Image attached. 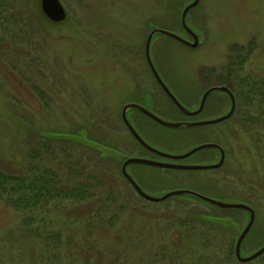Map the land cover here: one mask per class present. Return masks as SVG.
<instances>
[{
    "label": "rangeland",
    "instance_id": "1",
    "mask_svg": "<svg viewBox=\"0 0 264 264\" xmlns=\"http://www.w3.org/2000/svg\"><path fill=\"white\" fill-rule=\"evenodd\" d=\"M60 1L65 17L52 21L40 0H0V171L26 184L38 164L55 171L61 187L80 182L89 193L34 207L13 205L17 193H0V264H264V252L248 261L235 256L246 210L188 195L145 199L122 175L119 158L61 138L82 135L128 156L160 158L131 135L121 109L130 100L166 119L189 118L154 80L144 42L153 25L183 34L180 12L190 0ZM187 23L198 34L196 46L153 35L157 70L189 108L206 87L228 84L233 113L190 127L165 126L133 108L127 117L156 148L180 153L214 141L223 162L202 169L134 162L127 170L154 195L189 188L249 204L246 255L264 243V0H199ZM236 45L244 49L230 60ZM147 82L149 91L136 94ZM207 97L210 109L201 115L228 109L224 91ZM218 158L216 148L204 147L182 160Z\"/></svg>",
    "mask_w": 264,
    "mask_h": 264
},
{
    "label": "water",
    "instance_id": "2",
    "mask_svg": "<svg viewBox=\"0 0 264 264\" xmlns=\"http://www.w3.org/2000/svg\"><path fill=\"white\" fill-rule=\"evenodd\" d=\"M199 0H190L188 1L181 9L180 12V23L182 27L190 34L191 38L186 37L184 34L172 30V29H167L163 27H159L157 25H153L145 38L144 42V54L146 61L148 63V66L155 77L156 81L159 83L163 91L166 93V95L169 97V99L175 104V106L184 114L186 115H194L196 114L203 106V103L207 97V95L213 91V90H222L224 91L228 98H229V107L226 111L206 117V118H200V119H166L164 117L159 116L155 112L138 105L137 103L134 102H125L122 106L121 109V117L128 127L129 131L133 135V137L144 147L147 149L155 152L160 158H148V157H140V156H128L125 155L122 152L116 151L113 148L103 146L101 143L91 140L85 136L82 135H76V134H70L71 136H67L66 134H63L61 138H68V139H73L76 141H79L85 145H89L90 147H93L97 149L98 151L102 152V154H107L111 155L114 157H117L121 160V173L122 175L126 178V180L130 183L132 188L136 191L137 194H139L141 197L151 200V201H160L163 200L171 195H188L191 196L197 200L214 204L219 207H238L246 210L248 212V219L245 225L242 227V229L239 230L237 237L235 239L234 243V253L235 256L241 260V261H248L256 256L262 254L264 252V243L259 245L257 248H255L252 252L249 254L243 255L241 254V243L243 238L245 237L246 233L250 229V226L253 222L254 218V210L253 208L242 201H227V200H222V199H217L208 195H205L199 191H195L193 189L189 188H172L168 189L164 192H162L159 195H154L146 191L136 180V178L127 170V165L130 163L134 162H139V163H147V164H152V165H157V166H162V167H167V168H178V169H202V168H213V167H218L222 164L223 159H224V149L223 147L214 141H203L199 142L197 144L192 145L189 147V149L180 152V153H170L166 152L162 149L156 148L152 144H150L143 136L138 132L136 127L132 124V122L128 119L126 115V110L127 108H137L147 115H149L151 118L156 120L157 122L161 123L162 125L165 126H171V127H190V126H196V125H201V124H206V123H216L221 120H224L231 116L235 109L236 105V98L233 93V91L228 87L226 84H213L204 89L200 96L199 100V105L197 108H189L185 106L179 98L174 94V92L171 90V88L167 85L165 80L162 78L160 75L159 71L157 70L152 57L150 53V43L151 39L154 34L159 33V34H164L167 36H170L186 45L189 46H196L198 43V34L195 32L187 23V14L188 11L191 7H193L195 4H197ZM40 7L43 13L52 21H59L62 20L65 17V7L61 3L60 0H40ZM204 147H213L216 148L219 151V158L217 161L209 162V163H185L183 162V158L191 154L192 152L204 148Z\"/></svg>",
    "mask_w": 264,
    "mask_h": 264
},
{
    "label": "trees",
    "instance_id": "3",
    "mask_svg": "<svg viewBox=\"0 0 264 264\" xmlns=\"http://www.w3.org/2000/svg\"><path fill=\"white\" fill-rule=\"evenodd\" d=\"M243 49V46L238 47L236 45L232 47L230 53H228L229 59L232 60L233 56L241 53ZM249 50L250 48L246 49L245 55L250 52ZM93 149L97 150L95 148ZM73 171V173L78 174L79 168L73 169ZM26 174H28V172ZM29 174H31L30 177L28 176L23 179L24 182H29L22 184L16 181L17 179L14 177L0 171V193H17L18 195H16L17 197L14 199L13 203L15 206L34 207L38 206V203L43 205L58 196L82 199L89 193L88 187L80 182L61 187L59 185L61 177L48 167H40L38 164H34L32 168H30Z\"/></svg>",
    "mask_w": 264,
    "mask_h": 264
},
{
    "label": "flooded vegetation",
    "instance_id": "4",
    "mask_svg": "<svg viewBox=\"0 0 264 264\" xmlns=\"http://www.w3.org/2000/svg\"><path fill=\"white\" fill-rule=\"evenodd\" d=\"M180 25H181V23H180ZM181 27H182V25H181ZM182 29H183V31H185L184 33H188L183 27H182ZM183 33V34H184ZM189 34V33H188ZM190 35V34H189ZM189 38V37H188ZM191 38V37H190ZM144 56H145V54H144ZM146 59V58H145ZM147 62V61H146ZM147 65H148V63H147ZM149 67V66H148ZM149 71L151 72V70H150V68H149ZM151 74H152V72H151ZM152 76H153V74H152ZM153 78H154V80L156 81V79H155V77L153 76ZM156 83L159 85V83L156 81ZM150 86H151V84H149L148 82L147 83H145V87H144V90H140V91H138L136 94H138V95H142V96H144V93L145 92H148L149 91V89H150ZM160 86V85H159ZM161 87V86H160ZM162 89V88H161ZM163 90V89H162ZM204 91V90H203ZM202 91V92H203ZM164 92V91H163ZM165 93V92H164ZM202 94V93H201ZM165 95H166V93H165ZM167 96V95H166ZM201 96V95H200ZM200 96H199V99H198V101H197V104H195V106H192L191 104V108L192 109H194V108H197L198 107V105H199V100H200ZM167 98H169L168 96H167ZM207 100H208V97H206V99H205V101H204V103H203V106H202V108L196 113V114H194V115H186V114H184L185 116H187V117H189V118H187V119H200V118H206V116H204V114H206V113H204L203 115H201V113L205 110V112H206V110L207 109H210L209 108V105L207 106ZM128 102H132V101H128ZM172 104H174L172 101H170ZM134 103H136V102H134ZM138 105H141V106H143V107H145L144 105H142V104H140V103H137ZM175 105V104H174ZM176 107V106H175ZM133 108V107H132ZM145 108H147V107H145ZM177 108V107H176ZM129 108H127V110H128ZM133 109H135L136 111H138V112H140V113H143L144 115H146V116H148V117H150L149 115H147L146 113H144L143 111H141V110H139V109H137V108H133ZM147 109H149V108H147ZM178 109V108H177ZM127 110H126V115H127ZM150 110V109H149ZM179 110V109H178ZM133 112H135L134 110H132ZM152 111V110H151ZM180 111V110H179ZM154 112V111H153ZM181 112V111H180ZM136 114H137V112H135ZM151 118V117H150ZM151 119H153V118H151ZM154 120V119H153ZM175 120H177V119H175ZM156 121V120H155ZM157 122V121H156ZM159 123V122H158ZM159 124H161V123H159ZM207 124V123H206ZM132 135V134H131ZM141 145V144H140Z\"/></svg>",
    "mask_w": 264,
    "mask_h": 264
}]
</instances>
